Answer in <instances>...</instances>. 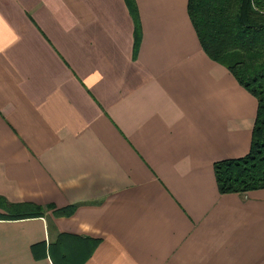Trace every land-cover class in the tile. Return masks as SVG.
Masks as SVG:
<instances>
[{
	"label": "crops",
	"instance_id": "crops-1",
	"mask_svg": "<svg viewBox=\"0 0 264 264\" xmlns=\"http://www.w3.org/2000/svg\"><path fill=\"white\" fill-rule=\"evenodd\" d=\"M131 1L137 30L126 0H0V264H264V188L213 168L248 153L255 97L188 0Z\"/></svg>",
	"mask_w": 264,
	"mask_h": 264
},
{
	"label": "trees",
	"instance_id": "trees-1",
	"mask_svg": "<svg viewBox=\"0 0 264 264\" xmlns=\"http://www.w3.org/2000/svg\"><path fill=\"white\" fill-rule=\"evenodd\" d=\"M138 29L132 1L126 0ZM188 14L209 58L223 65L257 101L250 149L213 165L220 193L264 188V0H188ZM12 219L43 216L50 206L7 204ZM74 206L56 211L70 215ZM97 241L93 242L91 251ZM89 255V254H88Z\"/></svg>",
	"mask_w": 264,
	"mask_h": 264
}]
</instances>
